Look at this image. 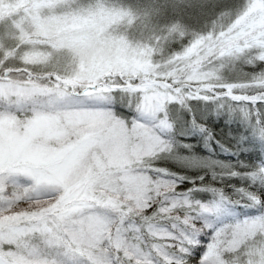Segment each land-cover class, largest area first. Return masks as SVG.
Instances as JSON below:
<instances>
[{"label":"snow or ice","instance_id":"obj_1","mask_svg":"<svg viewBox=\"0 0 264 264\" xmlns=\"http://www.w3.org/2000/svg\"><path fill=\"white\" fill-rule=\"evenodd\" d=\"M196 6L0 0V264H264V0Z\"/></svg>","mask_w":264,"mask_h":264},{"label":"trees","instance_id":"obj_2","mask_svg":"<svg viewBox=\"0 0 264 264\" xmlns=\"http://www.w3.org/2000/svg\"><path fill=\"white\" fill-rule=\"evenodd\" d=\"M247 70V69H245ZM209 126L212 127L214 133L217 134L218 138H224L226 143L232 144L234 141L227 139V133L231 129H235L236 125H231V128L229 125L225 124V118L217 119L213 117L209 121ZM189 143H192L195 145L194 152L198 153L200 157H207L211 151L210 148L206 149L202 143L199 142V137L192 136L189 138ZM214 147V145L212 146ZM217 156H219V150L217 149V152L215 153ZM221 159H228V155L224 154L223 156H220Z\"/></svg>","mask_w":264,"mask_h":264},{"label":"rangeland","instance_id":"obj_3","mask_svg":"<svg viewBox=\"0 0 264 264\" xmlns=\"http://www.w3.org/2000/svg\"><path fill=\"white\" fill-rule=\"evenodd\" d=\"M194 7L185 10L184 19L186 23L190 24L194 28L201 27L208 19V15L211 9H201L196 5L206 2H222V0H189Z\"/></svg>","mask_w":264,"mask_h":264}]
</instances>
